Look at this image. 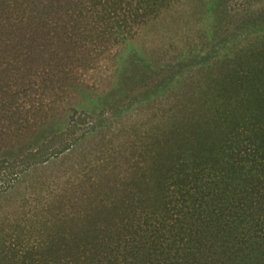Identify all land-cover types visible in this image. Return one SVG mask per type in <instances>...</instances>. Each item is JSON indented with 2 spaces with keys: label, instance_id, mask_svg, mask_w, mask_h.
<instances>
[{
  "label": "trees",
  "instance_id": "16d2710c",
  "mask_svg": "<svg viewBox=\"0 0 264 264\" xmlns=\"http://www.w3.org/2000/svg\"><path fill=\"white\" fill-rule=\"evenodd\" d=\"M178 1L0 0V264H264V33L5 158Z\"/></svg>",
  "mask_w": 264,
  "mask_h": 264
},
{
  "label": "rangeland",
  "instance_id": "374dc122",
  "mask_svg": "<svg viewBox=\"0 0 264 264\" xmlns=\"http://www.w3.org/2000/svg\"><path fill=\"white\" fill-rule=\"evenodd\" d=\"M260 33H264V0H179L144 27L102 71L74 85L60 112L38 133L28 134L14 150H7L5 158L12 159L24 148L37 143L44 145L49 141L58 146L59 142L69 140L68 136L59 138L58 133L73 112L96 116L105 109L112 116L125 110V116L156 90L166 91L167 96L176 95V82L192 74L195 60L192 45L222 49L244 43ZM181 91L187 90L182 88ZM86 142L91 140L79 143L73 155L53 162L44 168L45 172L67 168L74 159L81 157ZM17 191L21 192V188L15 187L12 194ZM16 200L11 196L7 204Z\"/></svg>",
  "mask_w": 264,
  "mask_h": 264
}]
</instances>
